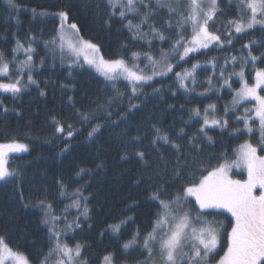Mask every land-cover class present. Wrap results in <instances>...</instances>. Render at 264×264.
Listing matches in <instances>:
<instances>
[{"label":"snow or ice","instance_id":"1","mask_svg":"<svg viewBox=\"0 0 264 264\" xmlns=\"http://www.w3.org/2000/svg\"><path fill=\"white\" fill-rule=\"evenodd\" d=\"M6 4L13 10L20 7L16 0H6ZM102 5L106 12L105 25L110 28L114 21L119 23L121 28L132 34V42L145 41L147 50L131 51L128 57H97L95 54L99 53V46L80 37L76 23H67V10L51 14L59 17V27L56 36L51 41H45L44 47L50 50L54 58L59 54L61 62L66 51L76 57L69 65V74L73 65L83 67L79 62V57L83 54L84 63L93 68L106 82L111 83L113 88L114 94L98 101L95 111H76L83 123L100 118L97 115L100 112L107 119H111L112 105L116 101L122 102L124 97V93L116 87L121 81L126 82L125 89L131 93L128 96L127 112L139 107L132 103V100L144 94L145 86L150 87L152 82L162 84L164 78H172L170 74H174L179 89L191 94L196 91L195 74L201 64L197 60L191 64L190 69L176 71L182 63L187 64L198 55L207 57L213 51L226 52L233 49L243 36L252 35L255 30L264 33V0H235V15L220 24H217V21L224 15L220 0H102ZM232 6L233 0H229V7ZM96 7L100 8L101 5L97 4ZM32 11L35 15V9ZM161 13L169 18L165 22L166 28H157L155 23H148ZM39 14L48 15L43 10ZM173 18L175 24L172 23ZM137 19L139 22L134 23ZM145 25L147 31L144 30ZM166 32L174 35L170 37ZM57 40L59 53L56 48ZM156 40H159L161 45L167 44V49L161 46L157 51L153 43ZM36 41L37 37L30 35L27 45L16 40L10 54L0 51V94L17 97L32 85L39 88L35 79ZM256 46L264 47V40H249L243 43L239 49V58L237 55H225L222 65L218 57L207 60L211 75L207 77V87L198 93L199 96L205 97L213 89L216 92L232 89L236 82L232 80L233 76L238 77L239 87L230 92L231 107L225 105L222 114L216 103L208 104L203 110L199 107L192 109L189 119L198 123L199 129L193 136L188 137L191 146L189 152H184L180 144L153 126L156 135L151 141L152 146L161 141L170 145L175 154V162L170 165V162L164 161L161 156L163 164L157 165L161 170L155 173V177L167 173L171 167V175L166 182L158 183L154 176L147 177L151 183L146 186V200L153 206L154 211L150 213L147 230L142 233L137 228L131 238L120 246L122 257L126 258L130 252L135 251L143 258L136 259L134 264H264V155H258V150L264 152V67L258 66L264 65V52L258 56L254 55ZM123 47L126 48L127 45ZM21 52L24 59L19 58ZM45 62L41 59V66ZM237 64L240 65L239 72L229 71V65L234 69ZM249 65L251 72L248 71ZM204 71H207V68H204ZM225 73H228L227 76ZM188 81H191L192 87L188 86ZM153 91L159 93L161 88H154ZM40 95H44L43 90ZM172 95L175 96L176 91H173ZM69 99L71 100V97ZM249 103H252V107H245ZM0 107L5 113L9 111L3 106L2 100ZM240 107H244V111L236 115ZM125 115L126 113H123L122 118ZM257 122L259 141L253 145L250 140H245L233 150L234 158L223 152L219 156L210 155L208 164L195 156L191 161L188 159L192 150L197 154L202 150L201 144L196 143L197 140L214 143L213 137L209 135L210 131L219 129L223 134L231 128L229 136L233 138H238L245 132L254 135L252 125ZM52 123L55 133L65 140L62 151H68L69 142L74 138L73 126L68 124L65 127L64 123L55 117L52 118ZM241 124L242 127H239ZM100 127L99 124L92 127L88 138L92 139ZM183 132L184 129L181 128L180 133ZM133 139L139 140L140 137ZM28 151L29 146L15 137L0 142V182H15L20 186V173L11 167V154ZM135 156L143 165L150 167L145 151H137ZM127 158L126 154L121 156V159ZM212 159H215V164L210 163ZM233 169L239 170L240 174L246 172L247 178L233 179ZM86 171L88 170L81 168L76 172V176L80 177ZM142 180L143 178H138L134 183L139 186ZM176 181L180 183L173 194L169 189ZM57 183L60 185L59 195L70 197L71 203L65 205L60 215L55 213L52 203L45 199L34 205L43 213L41 223L48 226L50 242L48 251L40 253L42 259L39 264H52L53 258L54 264H88L87 259H82L86 246L79 242L70 245L68 241L74 239V235L69 236L68 233L75 234L76 230L81 228V216L85 220L89 219V198L83 196L79 188L74 193H67L63 180ZM21 199L23 200L22 196ZM81 200L84 201L83 205ZM139 206V201L134 200L127 208L129 211H135ZM70 208L78 210L76 218L72 221H68ZM225 213L228 214L230 228L215 219ZM129 221L135 222L133 217H126L117 224L109 225L108 230L102 231L100 235L104 236L110 231L115 238H119L121 226ZM88 227L91 228L92 225ZM0 264L31 262L24 254L9 247L5 239L0 237ZM100 264H117L116 253L109 252L104 255ZM120 264H127L126 259L121 260Z\"/></svg>","mask_w":264,"mask_h":264},{"label":"trees","instance_id":"2","mask_svg":"<svg viewBox=\"0 0 264 264\" xmlns=\"http://www.w3.org/2000/svg\"><path fill=\"white\" fill-rule=\"evenodd\" d=\"M16 3L20 7L13 10L0 0V51L10 54L16 40L26 45L28 37L35 35L37 37L34 43L37 69L35 79L39 88L32 85L17 97L0 94L3 106L9 110L5 113L0 107V142L15 137L19 142L29 146L27 153L12 155L11 158V167L16 168L20 173V186L18 187L15 182H0V237H3L14 251L23 253L31 264H39L42 259L40 253L48 251L50 242L48 226L41 223L43 213L34 205L39 200L45 199L52 203L55 213L60 215L65 205L71 203L70 197L59 195L60 185L57 181L63 180L67 193H74L79 188L83 196L89 198L87 202L89 219L85 220L81 216V228L77 229L75 234L68 233L69 236L74 235V239L68 241L70 245L79 242L86 246L82 259H87L88 264H100L102 257L109 252L116 253L117 264L124 259L127 264H134L136 259L143 257L138 256L135 251L130 252L126 258L122 257L120 246L131 238L137 228L142 233L148 228L150 213L154 208L146 200V186L151 183L147 177L154 176L158 183L166 182L171 175V167L167 173L155 177V173L161 170L157 165L163 164L161 156L164 161L170 162V165L175 162V154L170 145H165L161 141L156 146H152L151 141L156 135L153 126L161 129L162 134L166 133L170 139L180 144L184 152H189L191 146L188 137L193 136L199 129V124L189 119L192 109L199 107L203 110L208 104L216 103L222 114L225 105L231 107L230 92L239 87L238 78L233 76L232 80L236 82L232 89H224L220 92L213 89L212 92L207 93V96H199L198 93L207 87L206 80L211 75V67L207 64V60L218 57L222 65L225 55H237L239 58L241 45L249 40L258 42L264 40V33L255 30L252 35L243 36L233 49L226 52L213 51L207 57L198 55L187 64L182 63L176 71L190 69L191 64L197 60L201 64V68L195 74L196 91L191 94L179 89L174 74H170L172 78H164L162 84L152 82L150 87L145 86L144 94L132 100V103L139 107L127 112L128 96L131 93L130 90L125 89L124 82H118L116 87L124 93V97L122 102L116 101L112 105L111 119H107L100 112L97 114L100 118H93L90 122L83 123L76 115V111H95L98 101L114 94L111 83L84 66L72 67L69 74V66L59 63L52 57L50 50L44 47L45 41H51L56 36L58 20L33 17L32 13L22 9L33 8L49 12L67 10L68 21L77 24L82 38L99 46L105 59H112L117 55L128 57L131 51H146V42H132V34L115 21L110 28L106 26L104 23L106 12L102 0H16ZM97 4L101 7L97 8ZM234 5L235 0L232 7H229V0H220V8L224 15L217 24L235 15ZM168 19L161 13L155 17V20L150 19L148 23H155L157 28H166L165 22ZM133 22L139 21L137 19ZM172 23L175 24V18ZM143 27L145 31L148 30L147 25ZM165 34L170 37L174 35L167 32ZM153 43L157 51L161 46L165 49L168 47L167 44L161 45L159 40ZM124 45L127 47H123ZM262 52L264 47L256 46L253 54L258 56ZM41 59L46 61L43 66L40 64ZM258 66L264 67V65ZM204 68H207V71H204ZM228 68L229 71H240L239 64L234 69L232 65ZM248 71L251 72V65L248 66ZM227 74L225 73L226 76ZM186 83L192 87L191 81ZM213 83L216 87L219 86L216 81ZM154 88H161V91L156 93L153 91ZM41 90L44 95H40ZM173 91H176L175 96L172 95ZM251 106L252 103L245 105L249 108ZM243 111L244 107H240L236 115L242 114ZM123 113L126 115L122 118ZM53 117L63 122L65 127L68 124L73 126L74 138L69 142L68 151H62L65 140L60 134L55 133ZM232 119L234 120L235 117L233 116ZM97 124L101 125L99 131L89 139L88 132ZM254 125L256 126L257 123ZM238 126L242 127V124ZM181 128L184 129L182 134ZM231 130L229 128L223 134L219 129L210 131L209 135L213 137L214 143L197 140L196 143L201 144L202 150L198 154L192 150L188 159L191 161L195 156L208 164L210 155L219 156L223 152L234 158L233 150L245 140H250L253 145L259 141L258 130L253 131L254 135L245 132L238 138L229 136ZM137 136L140 137L139 140L133 139ZM137 151L147 153L150 167L139 161L135 156ZM258 153L264 155V152L259 150ZM125 154L128 158L121 159ZM210 163L215 164V159ZM81 168L88 171L78 177L76 172ZM233 175L244 178L242 174L233 173ZM138 178H143L139 186L134 183ZM179 183L180 181H176L169 191L174 194ZM134 200L139 201L140 206L135 211H129L127 205ZM81 203L83 205L84 201L81 200ZM77 212V209L70 208L68 221L75 219ZM129 216L133 217L135 222L129 221L122 225L119 238H115L110 231L104 236L100 235L102 231L108 230L109 225L117 224ZM227 217L228 214L225 213L215 219L223 222L226 228H230ZM89 225L92 227L89 228ZM60 227H63V223Z\"/></svg>","mask_w":264,"mask_h":264},{"label":"rangeland","instance_id":"3","mask_svg":"<svg viewBox=\"0 0 264 264\" xmlns=\"http://www.w3.org/2000/svg\"><path fill=\"white\" fill-rule=\"evenodd\" d=\"M5 4H6V0H2ZM22 10H25V11H29L30 13H32V16L33 17H38V18H56L57 20H58V27H59V17L58 16H53V15H51L52 13H55V12H49V11H45V12H47L48 13V15H44V16H41L39 13L42 11V10H36L35 9V11H36V14L34 15L33 14V8L31 9V8H24V9H22ZM44 11V10H43ZM67 23L68 24H71L69 21H67ZM58 29V28H57ZM56 34H57V32H56ZM81 37V36H80ZM70 38H71V35H70ZM84 39V38H83ZM85 40V39H84ZM88 41V40H87ZM27 45V44H26ZM56 48H57V53H59V41L57 40V45H56ZM88 55H93V53H88ZM97 57H99V56H102V54H101V52L99 51V53H96L95 54ZM53 57V56H52ZM69 57H71V59L69 58ZM19 58L20 59H24V56H23V53L21 52L20 54H19ZM54 58V57H53ZM54 59H56L57 61H59V63L61 62V59H60V56H59V54H57L56 56H55V58ZM76 59V57L73 55V54H70V53H67V51L65 52V56H64V59H63V62H61V64H63V65H66V66H69L70 64H72L73 63V60H75ZM79 62H80V64H83V66L84 67H86V68H88V69H90V70H92L93 72H95V70L93 69V68H91V67H89L86 63H84V55L83 54H81V56L79 57ZM73 67H79L78 65H73ZM96 73V72H95ZM96 74H98V73H96ZM99 75V74H98ZM100 76V75H99ZM100 77H102V76H100ZM103 78V77H102ZM238 78V77H237ZM104 79V78H103ZM121 82H123V81H121ZM124 83H126V82H124ZM262 94H264V93H262ZM252 103H254V102H252ZM252 107V106H251ZM252 127H253V131L254 130H258V122H257V125L255 126H253L252 125ZM21 143H23V142H21ZM25 153H27V152H25ZM25 153H14V154H11V155H20V154H25ZM258 155H260L259 153H258ZM233 173H235V174H237V175H239L240 174V171L239 170H237V169H233ZM243 176H244V178H240V177H238V176H236V175H233V179H246L247 178V175H246V172L245 173H243L242 174ZM257 194H258V192H257ZM72 209H76V208H72ZM209 219H212V217H209ZM217 220V219H216ZM69 221H72V220H69ZM217 221H219V222H221L220 220H217ZM23 254V253H22ZM222 255V254H221ZM25 256V255H24ZM52 264H54V258H53V262H52Z\"/></svg>","mask_w":264,"mask_h":264}]
</instances>
